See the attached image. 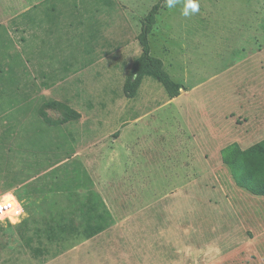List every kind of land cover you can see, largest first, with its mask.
<instances>
[{
	"label": "rangeland",
	"instance_id": "rangeland-1",
	"mask_svg": "<svg viewBox=\"0 0 264 264\" xmlns=\"http://www.w3.org/2000/svg\"><path fill=\"white\" fill-rule=\"evenodd\" d=\"M158 1L0 0V197L24 207L0 264H264V195L224 161L264 139V0L164 3L152 53L183 88L128 97Z\"/></svg>",
	"mask_w": 264,
	"mask_h": 264
},
{
	"label": "trees",
	"instance_id": "trees-1",
	"mask_svg": "<svg viewBox=\"0 0 264 264\" xmlns=\"http://www.w3.org/2000/svg\"><path fill=\"white\" fill-rule=\"evenodd\" d=\"M164 3H166L165 0L155 3L142 22L137 38L143 52L134 61L132 71L124 83V92L128 97H134L137 94L143 75L146 73L154 75L161 81L171 98L179 96L183 88V84L176 81L166 70L163 59L152 53L150 35L154 31L157 15L163 9ZM46 105L63 109L64 118L59 120L60 122L81 117L78 110L64 102L54 100L47 102ZM224 154V161L231 168L237 184L255 195H264V139L246 149L237 144L232 145Z\"/></svg>",
	"mask_w": 264,
	"mask_h": 264
},
{
	"label": "built area",
	"instance_id": "built-area-1",
	"mask_svg": "<svg viewBox=\"0 0 264 264\" xmlns=\"http://www.w3.org/2000/svg\"><path fill=\"white\" fill-rule=\"evenodd\" d=\"M8 197H11V199H8ZM13 209H15V211H13ZM23 213L24 207L16 197L13 195H4L0 197V219L10 221L12 217L21 218Z\"/></svg>",
	"mask_w": 264,
	"mask_h": 264
},
{
	"label": "crops",
	"instance_id": "crops-1",
	"mask_svg": "<svg viewBox=\"0 0 264 264\" xmlns=\"http://www.w3.org/2000/svg\"><path fill=\"white\" fill-rule=\"evenodd\" d=\"M253 37H254V35H253ZM260 37H261V39H262L263 42L260 43L257 46V48H256L257 55L254 54V51H252V53H250L251 56H249V53L247 54V57H250L251 59H253L255 57H258L257 58L258 59L257 65H259V63H261V62H264V30H263L262 36H260ZM234 48L235 47H233L232 53L233 52H236V48L235 49ZM236 58H237V56H235V59ZM240 59L241 58H237V63L242 61V59L241 60ZM253 74H254V77H253V85H254V87L251 88V90H253V91H263L264 92V76L261 77V78H259V79H256L257 74H259V73L256 72V70H254V73ZM124 202L125 201L123 200V204H124Z\"/></svg>",
	"mask_w": 264,
	"mask_h": 264
},
{
	"label": "clouds",
	"instance_id": "clouds-1",
	"mask_svg": "<svg viewBox=\"0 0 264 264\" xmlns=\"http://www.w3.org/2000/svg\"><path fill=\"white\" fill-rule=\"evenodd\" d=\"M166 6L171 9L177 5V3L180 2V0H165ZM200 10V6L198 3V0H183V8H182V15L187 17L192 14L198 13ZM8 199H11V197H8ZM15 211V209H13ZM22 211V210H21ZM19 221L16 219L12 220V223H18Z\"/></svg>",
	"mask_w": 264,
	"mask_h": 264
}]
</instances>
